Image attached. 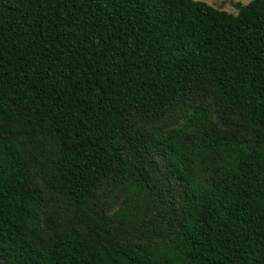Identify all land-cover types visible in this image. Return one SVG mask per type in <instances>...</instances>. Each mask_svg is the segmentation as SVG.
I'll list each match as a JSON object with an SVG mask.
<instances>
[{"label":"trees","instance_id":"16d2710c","mask_svg":"<svg viewBox=\"0 0 264 264\" xmlns=\"http://www.w3.org/2000/svg\"><path fill=\"white\" fill-rule=\"evenodd\" d=\"M232 6L0 0V264H264V0Z\"/></svg>","mask_w":264,"mask_h":264},{"label":"rangeland","instance_id":"374dc122","mask_svg":"<svg viewBox=\"0 0 264 264\" xmlns=\"http://www.w3.org/2000/svg\"><path fill=\"white\" fill-rule=\"evenodd\" d=\"M203 2L215 9H221L227 13L234 14L233 3L239 2L241 4H246L249 0H194ZM161 124H164L163 122ZM160 124V125H161Z\"/></svg>","mask_w":264,"mask_h":264}]
</instances>
